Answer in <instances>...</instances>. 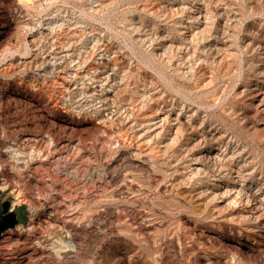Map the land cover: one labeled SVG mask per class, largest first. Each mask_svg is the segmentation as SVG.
I'll use <instances>...</instances> for the list:
<instances>
[{"label":"rangeland","instance_id":"rangeland-1","mask_svg":"<svg viewBox=\"0 0 264 264\" xmlns=\"http://www.w3.org/2000/svg\"><path fill=\"white\" fill-rule=\"evenodd\" d=\"M2 27L0 264H264V0H0Z\"/></svg>","mask_w":264,"mask_h":264},{"label":"bare ground","instance_id":"bare-ground-1","mask_svg":"<svg viewBox=\"0 0 264 264\" xmlns=\"http://www.w3.org/2000/svg\"><path fill=\"white\" fill-rule=\"evenodd\" d=\"M187 1V0H186ZM192 1H194L195 3H196V1L197 0H192ZM185 2V1H184ZM191 4V3H190ZM189 4V5H190ZM185 5V4H184ZM188 5V4H187ZM193 5V4H192ZM195 6H196V4H195ZM198 6V5H197ZM189 9H190V7H189ZM193 9V8H192ZM195 11V10H194ZM196 11H199V10H196ZM192 13V12H191ZM198 13V12H197ZM200 13V12H199ZM195 15V14H194ZM190 16H192V15H190ZM196 16V15H195ZM14 18V17H13ZM193 18H195L194 16L192 17V19ZM197 19V18H196ZM194 20V19H193ZM9 22V21H8ZM11 22V21H10ZM2 23V22H1ZM5 23V22H4ZM16 24V23H15ZM25 24V23H24ZM47 24V23H46ZM8 25V24H7ZM17 26V25H16ZM12 27V26H11ZM4 27H2V29H0V34H2V33H4V29H3ZM13 28V27H12ZM16 29V28H15ZM6 30V29H5ZM9 32V31H8ZM41 32V31H40ZM16 33V32H15ZM14 35H16V34H14ZM34 35V34H33ZM2 36V35H1ZM31 36V35H30ZM31 41V40H30ZM33 42V41H32ZM68 55V54H67ZM65 56V55H64ZM263 70V69H262ZM160 115V114H159ZM161 116V115H160ZM166 116V115H165ZM154 118V117H153ZM164 118H166V117H164ZM152 119V118H151ZM166 120H167V118H166ZM171 120V119H170ZM169 120V121H170ZM152 121H154V122H152L151 123V125H153L154 126V128H156V129H158V125H159V123L161 122V119L159 120L158 119V117H156L155 118V120H152ZM168 121V120H167ZM168 121V122H169ZM149 124V123H148ZM147 124V125H148ZM150 126V125H149ZM148 126V127H149ZM156 126V127H155ZM151 128V127H150ZM152 129V128H151ZM152 131V130H151ZM155 131V130H154ZM142 133V132H141ZM148 133V132H147ZM140 135V134H139ZM144 134L142 133V136H143ZM215 135V134H214ZM144 137V136H143ZM142 139H144V138H142ZM145 140V139H144ZM145 143V142H144ZM212 150V149H211ZM205 153V152H204ZM213 155V154H212ZM217 155H218V153H217ZM216 155V156H217ZM222 156V155H221ZM223 156H225V155H223ZM212 157H214V156H212ZM218 157V156H217ZM228 157V156H227ZM231 157V156H230ZM224 158V157H223ZM236 158V157H235ZM218 160V159H217ZM227 160V159H226ZM222 162H224V160L222 161ZM227 162V161H226ZM237 162V161H236ZM195 163V162H194ZM225 163V162H224ZM234 163V162H233ZM196 164V163H195ZM194 164V165H195ZM228 164H229V162H228ZM225 166V165H224ZM191 167H192V164H191ZM201 167V166H200ZM220 168L222 167V166H219ZM229 167V166H228ZM198 168H199V166H198ZM231 168H232V166H231ZM238 168V167H237ZM237 168H235L234 170L233 169H231V173H230V183L229 184H227V185H224V187H225V190L227 191V192H235V194L236 193H243L244 191H245V187L247 186V185H244V184H242V182L240 183V179H241V176L242 175H240V171L238 172L236 169ZM241 168V167H240ZM219 169V168H218ZM218 169H216V170H218ZM222 169V168H221ZM221 169H220V171H221ZM244 169V168H243ZM227 170V169H226ZM225 170V171H226ZM230 170V169H229ZM217 174V173H216ZM224 174V173H223ZM218 175V174H217ZM221 176V175H220ZM220 176L218 177V178H220ZM228 176V175H227ZM247 176V175H246ZM213 177V176H212ZM217 177V176H216ZM216 177H215V179H216ZM223 177V176H222ZM244 178V177H243ZM213 180V179H212ZM223 181V180H222ZM217 184H218V182H217ZM220 184V183H219ZM222 184V183H221ZM6 185V184H5ZM218 186H221V185H218ZM215 187V186H214ZM223 187V188H224ZM220 193V192H219ZM209 194V193H208ZM221 195H224V194H221ZM226 195H227V193H226ZM226 195H224V196H226ZM223 196V197H224ZM228 196V195H227ZM230 196V195H229ZM246 196V195H245ZM257 197V196H256ZM251 198V196L249 195V199ZM247 201V200H246ZM261 201H263V200H261ZM245 203V202H244ZM250 211H253V212H256L257 210L259 211L260 209H261V205H259V204H255L254 205V203L252 204V202H251V204H250ZM214 208V207H213ZM256 210V211H255ZM261 211H262V209H261ZM238 213V212H237ZM260 213V212H259ZM264 213V212H263ZM250 214V213H249ZM255 215V214H254ZM251 216H253V215H251ZM262 216H264V215H262ZM259 217H260V214H259ZM259 217L257 216V219H259ZM253 218V217H252ZM261 219V218H260ZM254 222H255V220H254ZM260 225H261V227H263L264 228V219L262 220H260ZM258 225V224H257ZM253 228V227H252ZM262 229V228H261ZM5 237V236H4ZM3 237V238H4ZM5 238H8V236H6ZM4 238V239H5ZM42 240H43V237H42ZM46 240V239H45ZM49 241V240H48ZM8 242V241H7ZM10 242V241H9ZM47 242V241H46ZM48 243V242H47ZM10 244H11V242H10ZM51 244H53V243H51ZM1 245V244H0ZM3 245V244H2ZM9 245H6V247L5 248H7ZM11 246V245H10ZM67 246L69 247V248H73L74 247V245H73V243H71V241H67ZM76 246V245H75ZM1 248V247H0ZM4 248V247H3ZM10 248V247H9ZM74 249V248H73ZM69 250V249H68ZM71 250V249H70ZM8 251V250H7ZM6 251V252H7ZM72 251V250H71ZM3 252V249H2V251H1V253ZM9 252L11 253V251L9 250ZM20 256V255H19ZM23 256V255H22ZM21 256V257H22ZM9 258L10 257H6V264H12V263H9ZM2 260H4V259H2ZM8 261V262H7ZM25 262V261H24ZM22 264V263H21Z\"/></svg>","mask_w":264,"mask_h":264},{"label":"water","instance_id":"water-1","mask_svg":"<svg viewBox=\"0 0 264 264\" xmlns=\"http://www.w3.org/2000/svg\"><path fill=\"white\" fill-rule=\"evenodd\" d=\"M2 212L0 214V238L3 233L9 229H13L17 223V215L11 208L9 201H4L1 203Z\"/></svg>","mask_w":264,"mask_h":264}]
</instances>
